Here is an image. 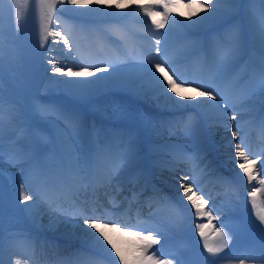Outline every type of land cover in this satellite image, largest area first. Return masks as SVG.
I'll use <instances>...</instances> for the list:
<instances>
[{
	"label": "snow or ice",
	"instance_id": "obj_1",
	"mask_svg": "<svg viewBox=\"0 0 264 264\" xmlns=\"http://www.w3.org/2000/svg\"><path fill=\"white\" fill-rule=\"evenodd\" d=\"M22 0H10L9 13L14 18L17 36L21 30V12L19 6ZM57 2L61 5L67 3L75 5L80 0H37L41 9V47L46 39L45 33L53 37H59L63 44L71 52L73 45L69 39L64 38L61 32H49L48 25L53 21L52 10ZM4 0H0L3 4ZM259 5L252 8L250 12V22L247 29L241 22L240 10L245 6ZM99 0H93V5H98ZM195 4L202 8L207 15L200 16L199 19L192 20L189 24H182L178 20L169 21L172 7L170 0H158L155 5H141L144 14L152 18V25L155 29H163L166 24H171L168 33H152L154 37V56L146 60L137 62L127 67L116 65H79V70L61 65L56 67L58 61L50 59L47 61L52 67L45 69L51 71L53 76H49L48 83L62 87L76 99L85 100L105 89H118L128 92L137 97L151 100L157 107L186 113L180 123L186 136L197 137V125L199 118L209 120L216 118L222 121L225 130L229 127L227 120L233 122L231 136L237 138V123L243 116L237 112V107L242 111L250 110L249 101L257 94L264 97V0H190L189 7ZM47 7V12L44 11ZM107 7H111L108 5ZM119 7V5H116ZM156 8H163V12L156 11ZM67 9L60 8V12ZM97 13L93 8L89 13L80 15H92ZM2 14V10H0ZM99 15H111L110 13H97ZM191 15H196L192 13ZM157 16L163 18L157 20ZM58 19V18H57ZM224 25L222 31L214 34L208 41L207 47L200 45L198 51L202 61L208 66L211 79L207 82H199L189 79L181 73L177 67L180 60L188 59L187 55L181 58L169 56L168 36L173 27L179 26L184 29L201 30L208 24ZM58 42V41H57ZM126 63V62H125ZM92 67L95 71H89ZM239 69V71H238ZM5 71L3 30L0 29V162H2L5 152V124L15 133L10 142V151L15 155L17 162L21 165V171L25 176V183L19 192V201H32V204L22 210L31 213L40 204L47 205L54 212L60 215H71L78 223L81 238L90 248H99L107 252V245H112L111 240L103 229H116L118 231L133 230V234L144 241L139 248L141 256L138 264H170L169 259H160L156 252L149 253V250L157 244L167 243V233L171 230V219L176 214L175 205L172 201L163 196L153 188L152 195L148 197V204L151 208L156 205L155 211L150 213L149 221L153 227L143 234V229L135 225H121L118 222L107 218L106 210H101L97 206L87 208L83 206L75 207L70 213H66L57 203L60 191L68 187L69 181L75 185L91 186L94 183V175L105 161L111 164V169L107 179L111 181V175L119 173L121 170L134 166L139 158V151L136 145V137L132 132H112L105 134L103 141L97 142L94 153L89 156L87 153L78 155L79 149L74 145L79 140L83 132V118L78 111L62 108H53L43 103L33 106L36 114L42 118L54 115L57 121L56 135L49 137L40 132H34L22 121L25 120L21 109L11 101H6L3 91V76ZM96 72L107 73L98 76L95 80L86 79L95 75ZM244 73V77L240 76ZM55 74L68 77V79H55ZM85 79H73V78ZM246 77V79H245ZM244 85L241 87V81ZM192 88L198 93L197 96H182L181 90ZM232 92L239 89L238 104L231 103V96L226 94L225 89ZM190 110V111H189ZM231 116L228 117V111ZM138 119L145 129L157 133V123L149 115L140 114ZM170 125L171 121L168 122ZM260 131L264 135V112L259 119ZM25 140L26 143H19ZM231 144V141H229ZM168 146H154V151H161ZM176 151L174 158L192 159L196 156H189L179 145L174 146ZM235 157L239 158L238 167L247 176L251 183L256 179L257 173L249 171L254 168L257 159L264 158V153L259 157L252 158V153L248 151L244 138L235 143ZM52 161H56L54 167ZM260 171H264V163L260 166ZM3 170L0 169V177ZM193 180L192 184L188 181ZM264 185V179L260 180ZM179 187L183 189L182 198L186 199L192 206L195 216L206 218L208 223H196L195 230L203 240L204 249L212 256L227 247L230 242L238 239L246 229L259 232L261 237L260 258L264 261V209H260L256 204L257 191L248 193L251 198L252 208L259 224L249 220L247 224L230 225L221 223L215 227L218 240L215 244L208 242L205 232L206 228H212V221L218 218L213 215L215 208L206 210L209 203L200 189L196 186L193 177L185 175L181 178ZM144 195L143 192L132 194L133 199H138ZM195 197V199H194ZM6 193L0 183V264H19V260H13L21 247L30 249L34 255L42 258L37 264H79L78 255L64 256L54 246L45 240L23 230H12L5 226L4 204ZM113 207L119 205L115 202V197L110 201ZM89 229L91 231H89ZM102 238V240H101ZM163 242V244H162ZM113 250L115 246L112 245ZM158 251V250H157ZM116 256L120 259V264H125L124 257L116 251ZM173 264H188L183 253L176 252L171 255ZM89 264H96L94 260H89ZM206 264H215V261L208 260ZM244 264V260L240 261Z\"/></svg>",
	"mask_w": 264,
	"mask_h": 264
},
{
	"label": "bare ground",
	"instance_id": "obj_2",
	"mask_svg": "<svg viewBox=\"0 0 264 264\" xmlns=\"http://www.w3.org/2000/svg\"><path fill=\"white\" fill-rule=\"evenodd\" d=\"M158 0H99L98 5H93V0H80L79 3L75 5H69L67 3L61 5L59 2H57L56 7L54 8L57 10V12L53 15V19L55 20V24L50 27L52 30L55 29L56 31L61 30L63 33L66 34V39H69L70 42H72V45L78 47V55L80 57V62H73L65 57H63L60 53V50H64L66 47L63 44V40H61L59 37H49L48 33H45L46 39L44 43L49 44L47 56L43 61L41 73L34 76L31 80L30 84H40V82L43 83V88L41 93L43 94L44 98L41 100V103L45 105H49L53 108H62L61 104H63V107L70 110L78 111L82 118H83V124L85 128H90L92 126L101 124V120H98L95 118L97 115H93V110L95 111V114L106 112L108 110L107 108L109 106H113L115 103V106L119 105H126V106H133L130 99H132V94L121 91L118 89H105L102 90L94 95L89 96L85 100H79L71 96L69 93L66 92L65 89L62 87L49 84L48 83V77L53 76V73L51 71L45 72V69H50L52 66L47 63L50 59H56L58 63L56 64V67H60L61 65H64L66 67H72L73 70H79V65H91L89 58H91L93 55L92 53L95 52L96 48L98 49L99 46L105 44V42H109V40L114 39V36L116 33H123L121 27L119 24L128 22L130 23L129 19H132L134 17L142 18L144 16H147L144 14L143 10L141 9V5H155L157 4ZM10 3V1H9ZM108 5H111V7H107ZM116 5H119V7H116ZM67 9L65 12H60V8ZM259 5H249L245 3V6L241 8L240 10V19L241 22L244 24V26L248 25L250 22V12L249 10L252 8H258ZM93 8L97 9V13H110L111 15H99L97 13H93L92 15H80L81 13H89L92 11ZM161 8H156L154 10L160 11ZM247 11V16L242 15V11ZM19 11L21 12V30L20 34L30 33L34 34L36 31L34 30V25L39 28V31H37V34H34L32 38H37V40L40 41L41 44V31L42 27L40 29V20L39 16H41V9L39 4L37 3V0H22ZM45 12H47V7L44 9ZM175 12L180 17L187 21L188 23H191L192 20L199 19L200 16L207 15V12H205L202 8L197 7L195 4H193L191 7L188 5H179L175 7ZM192 13H196V15H191ZM115 14L121 15L126 14L125 16L120 17L122 20L115 21L117 19H108L106 22H101L99 20L100 17H114ZM25 17V18H24ZM248 17V18H247ZM58 18V19H57ZM98 18V19H97ZM119 18V19H120ZM96 19V20H94ZM145 19V18H144ZM152 22V18H147ZM157 20L162 19L161 16L156 17ZM9 24H13L14 18L8 19ZM15 27V22H14ZM171 26L165 25L163 28L164 30L169 29ZM16 28V27H15ZM138 28V27H135ZM155 28L154 25H151L147 27V29L151 30ZM246 28V27H245ZM134 28H131V31H133ZM161 30V29H159ZM159 30L156 29V32L158 33ZM80 34V36L78 35ZM104 34L105 38L102 36ZM54 39L53 41H49V39ZM58 41V42H57ZM75 42V43H74ZM23 45L25 47H30V44L24 40ZM105 66L107 64H104ZM112 65H116L118 67H127L129 65H133L130 63H123L119 61H115ZM89 71H95L94 68L90 67ZM107 75V73H101L96 72L95 75L87 77L86 79L95 80L98 76ZM55 79H68V77L60 76L59 74H55ZM73 79H85V78H73ZM53 91V92H51ZM60 93H63V95H60ZM182 96H197L198 93L191 89H184L181 90ZM135 96V95H134ZM130 98V99H129ZM138 100H145L146 102L150 103L151 106L157 107L151 100L143 99L140 97L135 96ZM85 102V103H84ZM84 103V104H83ZM81 105H86V107H82ZM140 108H145L144 106L140 105ZM164 109V108H162ZM149 113H147L148 115ZM38 115V114H36ZM140 114H138L139 116ZM154 116V115H153ZM157 120V126L158 131L157 133L153 134L151 132V135L155 137H160L162 133L161 130V123L162 119L160 117H155ZM86 120V121H85ZM139 120V119H138ZM211 121L219 122V124L223 127L222 121L217 120L216 118L210 119ZM139 122L142 124V122L139 120ZM143 125V124H142ZM212 125L214 126L217 134L208 135V139L211 140V137L214 138V140H218L219 145H210L211 149H220L223 151L228 152V155L225 156L227 158L226 162L230 166L234 168V171L237 172L239 175H243L244 172L238 167L239 158L235 157V141L231 140L228 137V134L225 130L218 131L217 125L212 122ZM57 128V125L54 126V129ZM116 128V127H114ZM88 141V138H87ZM231 141V144L229 143ZM249 171L256 172L255 168H250ZM172 178L168 180L167 182V189L170 191L167 193L169 196L175 197V199L178 200L179 203L183 204L182 201L187 203L189 206V209L192 210L191 204L186 200L182 198V192L183 189L179 187L180 180L183 176L188 175L190 177H193L195 179V174L191 171H178L174 170L171 172ZM245 175V174H244ZM257 179V177H256ZM189 184L193 183V180L188 181ZM10 197L16 198L12 194H9ZM70 198V196H68ZM195 199V197H194ZM29 204H32L29 202ZM145 204H141L139 206H136L133 208L134 211H139L143 208ZM184 205V204H183ZM121 213H124L123 209H119ZM32 218L35 220V222L39 225L38 229H45L48 233L56 235V236H62L66 237L68 239L73 240H79L84 242V240L81 238V234L78 227V221L71 220L69 218L60 217L50 211H48L45 208H42L40 205L38 207H35L33 211L30 213ZM109 219H115V217L108 216ZM119 218L126 219L124 215H119ZM252 221V220H251ZM138 226L142 227L144 230L151 229L153 226L152 224H143L142 222H137ZM105 231V234L108 236L109 240H111L112 245L115 246V250H113L112 245H107V242H103L107 247V253L108 255H112L114 257L116 256V251L118 250L120 255H124V253L127 251V248L130 250H133L135 248L134 243H140L142 242L141 239H139L136 235L133 234V230H125V231H118L116 229H103ZM37 231V230H36ZM89 231H91L89 229ZM39 232V231H38ZM42 234V233H41ZM146 235L145 233H143ZM256 233L253 230H249L245 232L246 240H243L241 242V247H243L244 242L252 241V235H255ZM34 236L39 237L41 240L40 235L33 234ZM102 240V238H101ZM54 243H57L58 241L53 240ZM251 247L261 248V246L256 243V245H251ZM98 248V247H97ZM30 251V249H26ZM101 250V249H100ZM136 250V249H135ZM137 251V250H136ZM104 252V251H103ZM24 254L26 256H29L28 251H25ZM19 264H25L24 262Z\"/></svg>",
	"mask_w": 264,
	"mask_h": 264
},
{
	"label": "rangeland",
	"instance_id": "obj_3",
	"mask_svg": "<svg viewBox=\"0 0 264 264\" xmlns=\"http://www.w3.org/2000/svg\"><path fill=\"white\" fill-rule=\"evenodd\" d=\"M0 29L3 30V44H4V59L5 71L3 76V91L6 101L15 103L23 112L26 122L34 118L33 106L36 104V98L39 96L38 85L31 86V80L34 76L38 75L43 64V57L46 53V47H41L40 41L37 38H32L37 34L39 28L34 25V34L25 33L17 36L16 28L13 24H9L8 19L13 18L9 13V0H4L0 4ZM53 14V10H52ZM25 18V17H24ZM40 20V29L41 16ZM53 21L48 25L50 28ZM26 40L30 47H25L23 41ZM41 86V85H40ZM35 119V118H34Z\"/></svg>",
	"mask_w": 264,
	"mask_h": 264
}]
</instances>
